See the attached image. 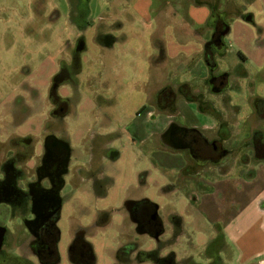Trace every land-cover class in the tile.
Listing matches in <instances>:
<instances>
[{
    "label": "crops",
    "instance_id": "0c3cea01",
    "mask_svg": "<svg viewBox=\"0 0 264 264\" xmlns=\"http://www.w3.org/2000/svg\"><path fill=\"white\" fill-rule=\"evenodd\" d=\"M63 1V13L54 9L63 24L56 48L48 45L46 56L34 69L29 67L24 78L25 99L29 96L34 106L32 96L40 95L44 111L14 127L20 136L39 140L37 151L25 163L31 170L29 181L35 179L48 138H56L67 150L65 168L57 177V197L62 207L58 222L66 214L74 225L70 247L77 237L112 224L113 211L98 212L89 228L75 227L73 221L85 201L109 197L108 186L115 183L106 163L121 157L114 145L122 141L123 147L130 144L152 158L151 166L137 171L136 184L131 182L127 189H145L156 173L165 203L127 195L118 222L120 236L130 240L115 250L116 264H161L170 258L172 264H226L228 257L235 264H264V160L251 164L257 158L251 149L241 155L249 160L233 162L224 172L225 156L218 158L210 148L216 144L228 152L223 143L230 141L236 148L251 141L253 147L257 131L252 120L264 128V0H203L179 12L174 0ZM34 2L30 21L45 24L48 1L40 0V8ZM240 3L246 9L241 10ZM131 33L144 44L146 37L152 53L146 57L144 90L131 91L132 97H145L129 114L127 75L116 57L118 46L127 43ZM174 46L181 50L173 53ZM61 67L75 71L58 88L68 108L56 117L51 89ZM180 89L186 92L177 101L166 107L164 100L159 101L163 94ZM184 108L193 113L194 121ZM164 110H178L179 122L173 114L159 113ZM175 130L179 136L187 130V142ZM136 160L144 165L146 156L140 154ZM40 185L49 189L52 184L43 177ZM135 206L154 209L157 230L143 225ZM165 207L166 218L161 215ZM7 208L17 216L16 210ZM205 236L209 241L202 249L198 240ZM146 237L156 245L142 249ZM60 240L61 236L57 248ZM24 248L17 247L19 254L29 253ZM193 249H199L198 255L204 250V263L196 261Z\"/></svg>",
    "mask_w": 264,
    "mask_h": 264
},
{
    "label": "rangeland",
    "instance_id": "374dc122",
    "mask_svg": "<svg viewBox=\"0 0 264 264\" xmlns=\"http://www.w3.org/2000/svg\"><path fill=\"white\" fill-rule=\"evenodd\" d=\"M47 1L48 3L46 4L47 9L45 13L48 14V16L45 18L46 23L43 21L45 23L43 24L39 20L32 23L30 21L34 19V13L36 10L31 8L33 7L32 0H0V183H3L5 179V167H3V165L7 160L6 152L12 147V142H5V140H7L11 134L14 135V138H24L20 137L19 133H17L19 130L18 127H14V125L19 124V121H16V117H14L11 113L12 101L14 98H17L18 101H16V104L18 106L19 101L21 105L25 104L24 106H27L31 111L30 116L33 117L35 115H40L42 111H44V100L40 95L32 96V100L35 102V105L30 106V98L28 96V98L25 100L23 91L26 73L24 70L27 69L26 67L34 69L40 63L43 56H46L45 50L48 49V45L55 46L56 48L57 41L60 38L59 32H61L63 28V24L61 22L62 19L60 18L57 20L58 15L54 14V9L57 8L61 12L65 11L64 1ZM174 1L175 7L179 12L183 9V7H190L191 4L198 3L203 0ZM34 3L38 8H40V0H37V2ZM172 8L173 4L171 6V9ZM241 8V10L246 9V7L242 6V4ZM181 18H183V15H181ZM145 42V44L142 43V41L138 39L136 35L134 36V33H131L130 40H128V42L124 43L122 46H118L117 48L118 55L116 59H118L122 64L125 77L127 75V79H125L127 86V99L132 101L130 102L131 104H126V112L129 114L136 111L139 103L143 102L141 99H144L145 97H141L140 95L136 96L137 94L134 97L131 95L132 88H136L139 91L144 90L145 85L142 81L148 76L147 69L149 66L146 57L152 53V50L149 48L150 45L148 44L146 37ZM179 50H181L179 46H174L172 52L176 53ZM134 66L137 68L135 69ZM135 70H138L137 76L135 75ZM140 70H143V72L140 73ZM182 92L186 91H182L181 89L180 91H174L175 101L181 97ZM164 98H166L165 95ZM163 99L161 98V100ZM184 109H182V111L186 116L188 115L190 122L194 121L193 113L187 111V109ZM159 113H170L171 115H174V118L180 119L178 110H174V112L172 110H164L160 111ZM185 121L187 123L186 118ZM252 124H255L253 127L257 131V140L254 143V148L252 147L251 141L250 143L243 142L238 148H236L237 144H234L233 141L227 142L225 144L223 143L224 148L228 151L225 154L224 164L222 167L224 172L233 162L239 161L241 163L243 160H249L248 158L242 159L244 157L241 155L244 156V154H247L248 152L251 153V149H254L257 157L254 158L256 160L251 159V164H258L260 161L264 160V132L261 131L264 130V128H261L258 120H252ZM258 131H260V133ZM241 136L246 137V135ZM121 143L122 141H117L114 145L115 148L121 151V157L118 160H109L106 163L108 170L107 173L115 183L113 186H108V191L110 192L109 197L103 200L85 201L83 207L77 208V217L73 221L75 227L80 224L83 227L89 228L94 225V221L96 220L95 218L98 212L113 211L111 226L106 228L92 229L84 238L93 245L96 256V264H116L115 250L121 244H125L128 240H130L120 236L119 226L121 223L118 222L122 216L121 212L118 211L123 207L127 195L134 197H149V199H152L160 205H164L165 203L161 197V193H159L160 191L157 190L156 182L158 180V176L156 173L153 174V177L149 180L148 187L145 189L137 188V190H133L131 192L127 189L131 182L136 184V178L138 175L137 171H140L144 166L147 168L151 166L149 162L152 158L149 156V154H147V156L146 154H143V152H136L134 149L135 147L131 148L130 144L126 148L123 147ZM144 151L146 150L144 149ZM140 154L146 156V165L142 164V160H140V162L136 160ZM235 155L241 156V159L235 158ZM16 215L17 216H13L12 211L9 212L6 206H0V226L5 229L3 245L0 249V264H40L41 259H43L41 264H71L68 251L74 237L72 234V227L74 225L71 224L72 220L66 214L58 222L61 233L56 224L58 236H61V240L58 244L57 261L55 262L51 261L53 259L52 252L48 256L43 254L39 260L35 255H33V250L28 248V246L30 247L31 242L33 241V236L27 228V223L23 217H18V212ZM161 215L165 218L168 216L167 207L162 208ZM81 237H83V235H81ZM140 239L141 238H139V240ZM143 241L145 242L142 244V249H146L149 246L154 247L155 241L152 239L146 237ZM208 241V237L205 236L202 238V240H198V243L202 249H205V245L208 243ZM21 245L25 247V252H29L28 254H19L20 252L18 251L17 247H20ZM181 246L185 247L184 243ZM52 247H54V242L50 241V249ZM128 249H130V247ZM128 249L125 251L127 254L129 251ZM197 250L199 249L192 250V253L196 256V261L204 263V260L207 257L206 253H204L203 250V255H198ZM46 258L48 261H46ZM224 259L226 264H233L234 262V260L230 257ZM170 262L171 258L170 260L162 261V263H160L170 264Z\"/></svg>",
    "mask_w": 264,
    "mask_h": 264
},
{
    "label": "flooded vegetation",
    "instance_id": "af4514ba",
    "mask_svg": "<svg viewBox=\"0 0 264 264\" xmlns=\"http://www.w3.org/2000/svg\"><path fill=\"white\" fill-rule=\"evenodd\" d=\"M83 45V40H80L77 50L81 51ZM26 68L24 71L28 72L29 67ZM74 71L75 69L70 70L67 67H61L53 78L51 95L58 107L52 113H55L56 117H62L67 113V103L58 96L57 91L60 85L72 76ZM164 95L166 98H164ZM161 98H164L163 100L166 104L164 107H166L172 103L174 94L166 93L160 96L159 101L163 102ZM16 101H18L17 98H14L12 101L11 113L16 117L14 119L21 123L28 119L27 117H29L31 111L27 106H24L25 104L21 105L20 101L18 106ZM176 122H179V119H176ZM175 133L179 138L186 139L187 142V130H181L180 136L176 130ZM20 137L24 138H14V135L11 134L5 140V142H12V147L6 152L7 160L3 165L5 167V179L3 183H0V206L14 209L19 215H22L27 223V228L33 236L30 249L33 250V254L39 260L43 254L48 256L52 252L50 241L53 242L52 238L54 237L56 224L61 216L62 209L61 201L57 197L60 186V183H57V177L65 168L68 154L65 147L56 138H48L43 149L41 148V154H39V162L34 173L35 179L29 181L31 170L27 168L25 163L37 151L39 140L30 135ZM210 148L214 151L212 154L218 158L225 156L227 153L225 150H222L221 146L216 144H212ZM41 172H44V174ZM43 177L48 178L52 184L49 189L45 187L41 188L40 183ZM26 179L29 182L24 183ZM134 211L146 228L154 231L158 229L160 224L158 221H153L155 213L152 207L135 206Z\"/></svg>",
    "mask_w": 264,
    "mask_h": 264
},
{
    "label": "trees",
    "instance_id": "16d2710c",
    "mask_svg": "<svg viewBox=\"0 0 264 264\" xmlns=\"http://www.w3.org/2000/svg\"><path fill=\"white\" fill-rule=\"evenodd\" d=\"M58 239V231L55 229L54 237L52 238L54 247H52L51 250L53 253V259L51 261L53 262L57 261L56 245L58 243ZM69 258L72 264H96V256L92 244L82 237H77V239L73 241L69 249ZM41 261H43V259H41ZM46 261H48L47 258Z\"/></svg>",
    "mask_w": 264,
    "mask_h": 264
},
{
    "label": "water",
    "instance_id": "95a60500",
    "mask_svg": "<svg viewBox=\"0 0 264 264\" xmlns=\"http://www.w3.org/2000/svg\"><path fill=\"white\" fill-rule=\"evenodd\" d=\"M4 234H5V229L2 226H0V249L3 245Z\"/></svg>",
    "mask_w": 264,
    "mask_h": 264
}]
</instances>
